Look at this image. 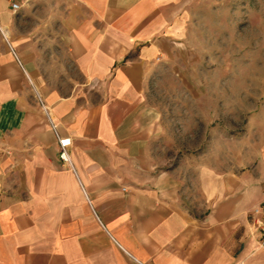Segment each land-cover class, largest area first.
<instances>
[{"label":"crops","instance_id":"1","mask_svg":"<svg viewBox=\"0 0 264 264\" xmlns=\"http://www.w3.org/2000/svg\"><path fill=\"white\" fill-rule=\"evenodd\" d=\"M175 2L58 0V50L82 79L63 95L21 5L0 0V264H264L249 235L264 155L251 170L155 160L147 84L181 47Z\"/></svg>","mask_w":264,"mask_h":264},{"label":"rangeland","instance_id":"2","mask_svg":"<svg viewBox=\"0 0 264 264\" xmlns=\"http://www.w3.org/2000/svg\"><path fill=\"white\" fill-rule=\"evenodd\" d=\"M47 59V82L67 94L82 79L59 52L58 0H16ZM181 47L147 84L163 168L251 170L264 155V0H176ZM61 40V39H60ZM182 201L194 210L196 192Z\"/></svg>","mask_w":264,"mask_h":264},{"label":"built area","instance_id":"3","mask_svg":"<svg viewBox=\"0 0 264 264\" xmlns=\"http://www.w3.org/2000/svg\"><path fill=\"white\" fill-rule=\"evenodd\" d=\"M9 7L12 12H15L19 9L20 4L16 2V0H10ZM7 47L12 52L8 44ZM47 121L57 141L58 158L66 165L70 166L68 155L65 150L69 145L68 139L59 138L54 132V128L48 118ZM249 235L253 238L256 247L264 250V190L261 192V198L259 202L251 209L249 213Z\"/></svg>","mask_w":264,"mask_h":264}]
</instances>
